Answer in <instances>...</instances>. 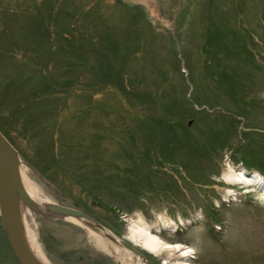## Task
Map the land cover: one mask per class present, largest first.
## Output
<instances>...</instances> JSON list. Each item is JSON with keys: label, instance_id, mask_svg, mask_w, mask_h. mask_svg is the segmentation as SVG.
Masks as SVG:
<instances>
[{"label": "rangeland", "instance_id": "obj_1", "mask_svg": "<svg viewBox=\"0 0 264 264\" xmlns=\"http://www.w3.org/2000/svg\"><path fill=\"white\" fill-rule=\"evenodd\" d=\"M231 1L0 0V44L6 45V54L0 51V124L28 161L22 160L25 174L51 202L78 210L86 206L105 225L115 223L119 238L134 244L152 264H180V254L150 253L130 241L128 233L148 227L164 243L191 248L192 258L185 264H264V191L227 177L242 171L264 182V0H245L237 10L242 9L239 23L254 43L247 63L229 53V38L220 39L219 47L203 46L208 13L217 35L235 24L238 15ZM93 22L102 35L117 40L113 52L99 45L107 59L99 61L92 44L58 46V28L69 30L63 35H76L79 28L88 36ZM42 23L50 26L43 39ZM109 66L116 69L111 78L105 75ZM58 111L55 131L66 128L71 140L58 136L51 143L42 127ZM145 116L162 121L177 136L187 133L176 158L168 157L163 142H147L153 157L129 175L135 182L132 191L121 185V178L118 187L109 179L101 188L94 186L99 181L78 183L76 169L85 170V159L67 155L60 149L63 141H76L79 129L88 136L98 132L111 136L105 138L109 156L103 162L115 160L119 167L139 162L145 141L135 120ZM152 125L159 134L161 127ZM57 160L72 177L55 169ZM146 172L149 181L143 177ZM212 207L219 223L207 214ZM25 213L26 234L48 264H75L78 254H70L66 262L59 257L51 261L41 243L45 229L52 231L59 251L91 248V263L80 264H108L106 258L116 264L85 231L80 237L63 224L71 223L32 208ZM0 264H17L1 221Z\"/></svg>", "mask_w": 264, "mask_h": 264}, {"label": "trees", "instance_id": "obj_2", "mask_svg": "<svg viewBox=\"0 0 264 264\" xmlns=\"http://www.w3.org/2000/svg\"><path fill=\"white\" fill-rule=\"evenodd\" d=\"M231 4L234 8V11H236L237 15H238V16H236L235 24H233V26L229 29H226V26H225V29L222 30L223 34L221 36L217 35L216 33L219 32L217 29V25H215L213 22H211L212 16H209V13H208V15L205 19H207L209 23H207V26H206L205 32L207 34L204 36L203 46L210 44V46L215 45V46L219 47L221 44L220 39L229 38L230 39V47H229L230 51H229V53L232 54V57L234 59H236L237 61L241 62V60H242L244 63H247L248 57L249 56L251 57L253 54L251 47L254 48V43H252V41H251L252 36L248 32V30L243 28V26H241L239 23V21H241V20H239V14H241L242 9L237 11L238 8H240V6L243 7L245 5V0H232ZM209 5H211V4H209ZM132 8H134V7H132ZM31 13H34V12L32 11ZM47 14H44L43 18L44 17L46 18L47 16H45V15H47ZM49 14L52 15V13H49ZM142 16L144 18L146 17V16H144V14H142ZM32 18L36 19L37 16L36 17L33 16ZM98 18H99V16H98ZM221 18L224 19V17H220V19ZM46 21H47V18H46ZM53 23H55L54 17H53ZM49 24H51V23H49ZM55 26H57V25L55 24ZM90 26H91L92 33H90L88 36H83L81 34L82 29L80 30L79 28L77 29V32H80V33H78L76 35H71V36H67L66 34L63 35L64 34L63 32H65V31L69 32V30H66L64 28H61V29L58 28L57 32L61 33L60 36H57L58 37L57 38L58 39V46L61 47L62 45L67 44V45H71V46L76 45V46H79L78 48H81L83 45H85V46L90 45L91 46V44H92L93 52L98 53L97 59H99V61L102 62L103 60L107 59V56L103 55V50L100 49L99 45H104L107 48V50H109L110 52H113L117 49V40L113 36H111V37L107 36L106 33H104L102 35L100 31L96 30V29L100 28L97 24H95V23L90 24ZM49 28H50V26L46 27L44 23L40 24L39 25V29H40L39 32L41 35L39 38L43 39L44 34L49 33V31H48ZM87 31H88V29H84V32H87ZM99 32L101 35H99ZM104 36H107V37H104ZM50 38H51V35H50ZM0 45H1V48H0L1 54L5 55L6 54V51H5L6 45L3 43ZM58 50H59V52L64 51L62 48H59ZM12 58H14V56ZM101 62L97 63L98 67L102 66V65H99ZM20 63L21 62H19V64ZM24 65H25L24 62L21 63V67L23 69L25 68ZM105 67L106 66H103V68H105ZM31 70H32V73L34 75L37 76V74H39V71L35 67H33ZM104 71H106V70H104ZM115 71H116L115 68L109 66V67H107V74H105V75L107 76V78H111L110 75L112 74V72L114 74ZM50 86H47L46 90L51 93V90L53 89V87L51 86V88H50ZM232 93L233 92L230 93V96H234V95H231ZM30 106L33 107L34 103L31 104ZM26 108H29V106L26 105ZM23 111H25V107L23 108ZM32 111H31L32 114L36 113V112H32ZM22 112H21V114H22ZM21 114H19V116ZM57 114H58L57 116H54V119L52 122H49V121L45 122V125L42 127L44 129L43 131L48 133L49 138L51 140V143L55 142L56 139L58 138V136L61 138V140L65 139V140L70 141L71 140V132L68 130H64L66 128L62 129L64 131V133L62 132V130H60L61 134L55 131V129H57V125H58L59 120H60L59 119L60 118V112L58 111ZM145 120H149V121H151V123H147V122H145ZM156 120L157 119H155L153 117H147V116L142 117V118L138 117L135 120V122L138 125H140V132L143 135V141H145L144 142L145 143V147H144L145 151H143V157H141V154H139V156H140V158H138L139 162H137V160L135 159V161H131V162H129V164L122 165L123 167L122 166L119 167V165H121V164H119L118 161H115V160H112V161H109L106 163L103 162L102 158L109 156V155H107L106 148L104 147L105 138L110 140L109 137H111V136H107V137L105 136L104 137L101 134H99L98 132L94 133L93 136H91V135L88 136V135H85L86 133L81 132V129H79L78 133L75 134V137L77 138V140L71 141L72 143H68V144H67L68 141H63V143H65V144L63 146H61L60 149H64L65 152H67V155H70L71 153L75 154L76 156L75 155L74 156H75L76 160H81L83 158L85 159L83 162V164L85 165V170L81 171V170L76 169V172L80 173L79 178H78V183H81L82 181L87 183V182H90L92 180L95 182L99 181V183H96L94 186L101 188V187H104L105 185L107 187L108 184H105L104 182H106L109 179L111 186L118 187V185L122 183L121 185L125 189L132 191L133 187L135 186V182L133 181V179L129 180L130 179L129 175L133 174L132 172L134 171L135 167L136 168L138 167V169L141 168V164H140L141 162L143 163L144 160L149 159V158L151 159L153 157L150 154L149 144L147 142H153V141L163 142L165 145L163 147H164V150H165L166 154L168 155V157L169 158H176L175 150L179 149L178 145L181 144L180 141L181 140L186 141L187 133L185 135L183 134L182 136L181 135L177 136V134H175L174 132H172V133L169 132L171 130H169V129L166 130V128L164 127V123L162 121L157 122ZM48 123L51 126H49ZM172 123L174 125H176L175 122H172ZM152 124H156V125L161 127V132L159 134L157 132H155V129H154ZM0 131L9 140V142L14 146V148L19 153L21 159L26 161V158L22 154L21 148L17 144L14 143V141L12 140V138L9 135L7 128L2 124H0ZM131 143H136V140H134V139L131 140ZM193 143H195V141ZM223 144L225 145V142ZM176 146H178V148H176ZM133 153H135V152H133ZM113 154L116 155V152L112 153L111 155L113 156ZM93 156H94V158L91 159V157H93ZM58 161H60V160H57V162H56L57 164L55 166V169H59L65 175L72 177V173L69 174L68 171H66V169L64 168V166ZM26 162H28V161H26ZM73 172L76 173L75 171H73ZM143 177H144V179L146 178L147 181H149L151 178V175L146 172L143 174ZM120 178H121V183H118V180L120 181ZM91 188H93V187H91ZM110 189H111V193L114 192L112 190V188H110ZM115 194H117V192H115ZM116 196L121 197L120 194H117ZM60 204L70 206L64 202L63 203L60 202ZM84 207H86V206L81 207L83 212H85L86 214L91 216L94 220H96L102 226H104V227L107 226L104 223H102L99 219L92 216V214ZM206 211H207L208 216L212 220H215L217 223H219V219L217 218V215H216V210L213 207L211 208V211L210 210H206ZM63 224L65 226H67L68 228L72 229L76 235H78L80 237H84V234H85L84 230H82L80 227H77L73 224H66V223H63ZM109 224H111V225L110 226L108 225L107 228H109V230H111V232L113 234H115L117 237H120L121 232L118 228H116V224L112 223V222L111 223L109 222ZM51 232L52 231L50 229H45L43 231V234L41 235V243L44 246V249L47 252V255L49 256V258L52 259L51 261H53L55 263L54 257H59L63 261L66 262V259H68V261L71 259V258L70 259L66 258V257L71 256L70 254H78L76 256V259H75V264H80V262L91 263V260H92L91 257H93V256H91V254H93V251L91 250V248H88L87 246H84V247L79 246V247L73 249V251L67 252V248L64 249L66 252H62V250L59 251V250H57V244L55 243V238L52 237V235L50 234ZM106 259H107L106 262L109 264L111 262V259H109V258H106ZM149 262L152 264L154 261L152 259H149Z\"/></svg>", "mask_w": 264, "mask_h": 264}, {"label": "water", "instance_id": "obj_3", "mask_svg": "<svg viewBox=\"0 0 264 264\" xmlns=\"http://www.w3.org/2000/svg\"><path fill=\"white\" fill-rule=\"evenodd\" d=\"M23 166L24 162L19 153L0 131V221L17 264H40L29 247L21 216V205L32 208L41 214L69 222L84 231L86 228L90 229L96 234H101V237L109 245L128 251L147 261L143 253L137 250L134 244L117 237L81 210L57 202H49L42 208L37 207L23 187L20 176V168ZM75 222L80 223L81 226ZM106 254L110 255L109 253Z\"/></svg>", "mask_w": 264, "mask_h": 264}, {"label": "bare ground", "instance_id": "obj_4", "mask_svg": "<svg viewBox=\"0 0 264 264\" xmlns=\"http://www.w3.org/2000/svg\"><path fill=\"white\" fill-rule=\"evenodd\" d=\"M229 180H233L236 183L245 184L248 186H256L261 191H264V182L260 180V178L257 175L252 174H246L245 172H232L228 174ZM20 176L21 181L23 184V187L25 188V191L27 192V195L29 198L36 204L37 207L42 208L45 204L51 202L49 198L45 197L43 193L41 192V189H39L35 184H33L25 174L23 168H20ZM21 216L22 219L26 217V206L21 205ZM26 222V221H25ZM24 223V221H23ZM79 226H81L80 223L75 222ZM27 225V224H26ZM25 226V225H24ZM28 226V225H27ZM84 228V227H83ZM26 232H27V228ZM29 229V228H28ZM86 233L88 234L89 240L91 243L94 244L98 249L101 251H104L105 253H109L110 256L114 258L116 261V264H149L144 259L139 258L138 256H135L128 251H125L123 249H119L116 246L109 245L104 241V239L101 237V234H96L90 229H85ZM31 232V231H30ZM28 234V233H27ZM32 236V235H31ZM128 238L130 241L135 243L136 245L140 246L141 248L145 249L146 251L158 254L159 251L164 252H176L179 253V263L185 264L187 259L192 258V250L191 248L185 247L181 248L182 245L180 244H167L162 242L157 236L152 235L150 233V228H143V230L140 233L137 234H131L128 233ZM27 240L29 243V247L35 256V258L40 262V264H48L46 260L43 258L40 250L38 249L37 245L35 244V241L27 236ZM112 254V255H111ZM165 263V262H164Z\"/></svg>", "mask_w": 264, "mask_h": 264}]
</instances>
